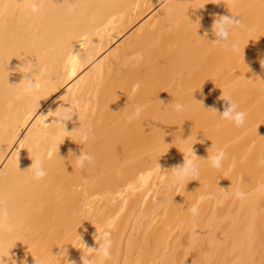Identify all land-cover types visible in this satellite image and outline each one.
<instances>
[{
	"label": "bare ground",
	"instance_id": "bare-ground-1",
	"mask_svg": "<svg viewBox=\"0 0 264 264\" xmlns=\"http://www.w3.org/2000/svg\"><path fill=\"white\" fill-rule=\"evenodd\" d=\"M162 1L37 0L34 14L31 0H0V224L12 225L0 228L5 264H83L94 233L126 207L109 236L112 258L94 252L97 264H264V122L253 127L264 113V0ZM225 15L246 25L231 30L227 47L212 43L214 20ZM26 75L44 82L31 96ZM223 95L251 110L244 126L221 117ZM73 101L69 133L45 127ZM137 105L140 118L129 122ZM206 132L217 137L207 142ZM219 150L226 158L215 169L207 158ZM82 151L94 162L79 168ZM185 156L197 158L200 175L178 193L171 170ZM33 160L44 179H34ZM164 167L167 189L147 188ZM183 196L190 201L180 210Z\"/></svg>",
	"mask_w": 264,
	"mask_h": 264
},
{
	"label": "clouds",
	"instance_id": "clouds-1",
	"mask_svg": "<svg viewBox=\"0 0 264 264\" xmlns=\"http://www.w3.org/2000/svg\"><path fill=\"white\" fill-rule=\"evenodd\" d=\"M30 11L34 14L40 11L37 0H31ZM241 24L242 21L233 15L231 16L225 15L216 18L213 23V32L216 38L214 41H212V43L227 47L231 30L240 27ZM231 50L234 52L239 51L238 45L233 43L231 45ZM261 63L262 66H264V61H261ZM23 81H26L23 87V93L24 95H29V96L34 95L35 93L40 91L44 84L43 81L36 79L34 75L31 78H29L26 75ZM221 99L225 101V107L223 112L219 113L218 110L216 109H212V110L218 112L223 119L233 122L235 126L237 127L244 126L247 119V113L244 111H239L238 105L235 104L230 97H225L223 95ZM77 107H78V102L75 101L67 104V106H65V104H62L57 110L52 111L54 119H52L51 123L45 122V127H50L52 125H55L56 128L61 133L63 134L69 133L70 131L66 129V122L72 121L74 115L77 114ZM142 111H143V106L137 105L135 112L128 117L129 122L139 119ZM175 111L178 113L183 112L185 111V106L180 103H177L175 104ZM80 134H81V140L83 142H87L91 134V129L88 128L87 130L81 131ZM188 139L186 140L183 139V141L187 143ZM37 147H39L38 144ZM189 150L194 153L193 146ZM225 158H226V154L224 153V151L219 150L217 154L212 155L207 159L210 160L211 166L213 168L221 169L223 167V161ZM92 162H94V157L85 151H82L80 155L76 156L75 163L76 166L79 168H84L86 163L90 164ZM258 163L260 165H264V159H261ZM30 168L34 169L33 175H34V179H36L37 181L44 179L48 174L47 170L43 166V162L40 160H33V163L30 166ZM171 172L177 182H183L185 180H196L200 175L199 167L194 162V160L188 156H185L184 163L182 165L174 167L171 170ZM247 196L248 193L241 191L239 189H237L234 192V197L241 201L245 200ZM206 199H213V196L208 195ZM189 211L193 216L198 214V209L195 206L190 208ZM6 216L7 213L3 210H0V218ZM4 227H7V230L9 231L12 229V225L10 224L7 226L0 224V228H4ZM112 245L113 242L110 239L109 235L105 234L103 237V243L99 244V247L97 249H94V251L99 257H102L104 260L107 261L112 258V253H111ZM0 264H5L3 258H0ZM83 264H95V262L94 260L84 256Z\"/></svg>",
	"mask_w": 264,
	"mask_h": 264
},
{
	"label": "rangeland",
	"instance_id": "rangeland-1",
	"mask_svg": "<svg viewBox=\"0 0 264 264\" xmlns=\"http://www.w3.org/2000/svg\"><path fill=\"white\" fill-rule=\"evenodd\" d=\"M167 1H168V0H165L164 2L162 1V2H163L162 4L159 3V4H160V5H159V8H161V7H162ZM155 7H156V5L154 6V8H155ZM154 8H153V9H154ZM153 9L147 11V12H146V13H145V14H144V15H143V16L137 21V25L135 26V28H133V30H135L138 26H141L142 24L146 23L150 18H152L153 14H154V12H155V11H153ZM251 9H253V6H250V5H249L248 10H246V12H248V14L252 16V12H254V11H252ZM243 20H245V19L242 18V21H243ZM242 25L246 26V25H245V22H243ZM244 26H242V27H244ZM240 27H241V26H240ZM240 29H241V28H240ZM242 29H243V28H242ZM242 29H241L240 31H242ZM133 30H132V31H133ZM132 31H131V32H132ZM234 31H235V32L237 31L238 33H240V31H239V27H238V29L235 28L234 30H232V34H233V36H234V34H236ZM243 31H244V30H243ZM233 32H234V33H233ZM128 34H129V33H128ZM128 34H127V35H128ZM127 35H126V36H127ZM236 35H237V34H236ZM126 36H125V37H126ZM125 37H124V38H125ZM124 38H122L119 42H121ZM238 110H239V111H244V112L247 110L248 113L251 111V110H248V108H247V109H245V108L243 109L242 106H241V107H238ZM263 114H264V113H263ZM263 114H262V113L259 114V119H260V120H259L258 122H256V123L254 124L253 127H256L258 123H263V122H264V116H263ZM261 116H262V117H261ZM247 118H249V114H247ZM250 122H251V121H250ZM209 126H210V125H209ZM204 127H205V131H208L207 128H209V127H207V125L204 126ZM204 127H203V128H204ZM211 128H213V127H211ZM215 128H216V129H219L218 126H215ZM209 129H210V128H209ZM219 130H220V129H219ZM183 133H184V132H183ZM206 133H207V132H206ZM206 133H205V135H206ZM206 136L209 137V136H208V133H207ZM232 136H233V135H231V137H232ZM189 137H191V135H186V134L183 135V139H185V138L188 139ZM210 137H212V136H210ZM210 137H209V138H210ZM216 137H217V136H216ZM216 137H212L211 139L208 138V139H207V142L210 141V140L215 139ZM183 139H182V140H183ZM168 146H170V144H168V145L165 146V147L167 148ZM170 147H171V146H170ZM166 148H165V149H166ZM165 149H164V150H165ZM194 156H195V155H194ZM173 158H176V157L174 156V157H172V158H168V160H172ZM196 159H197V158H195L194 162L196 161ZM166 163H167V162H166ZM195 163H196V162H195ZM167 165H168V164H167ZM197 165H198V164H197ZM155 170H156V169H155ZM155 170L152 171V174H151V177H150V181H148V185H147L146 187H147V188L149 187L150 189H151V188H152V189H155V188H157V187L159 186L158 188H160V189L163 191L164 189H167L166 187H168V185H169L168 182L170 181L169 178H170L171 176L168 177L167 174H166L167 171H169V170H168L167 168L165 169V167H164L163 170H161V171L159 170L160 172H159V171L157 172V173H159V174H160L161 176H163V177H159V174H155V173L153 174V172H154ZM166 170H167V171H166ZM150 172H151V171H150ZM155 172H156V171H155ZM162 172H163L164 174H163ZM165 172H166V173H165ZM169 173H170V172H169ZM158 177H159V178H158ZM174 179H175V178H174ZM151 180H152V181H151ZM157 180H158V181H157ZM159 180H161V182H160ZM168 180H169V181H168ZM165 181H166V182H165ZM193 181H195V180H188V181L185 180V181H183V182H176V180H175L174 183H173L174 185L172 184V186L175 187V186L179 183L178 185H180V186H178V187H181V188H177V189L179 190L178 193H180V192H183V191H187V188H186V187H187V186L189 187V186L193 183ZM155 183H156V184H155ZM183 183L185 184L184 187H183V185H184ZM186 183H190V184H186ZM166 184H167V185H166ZM194 184H195V183H194ZM191 186H192V185H191ZM146 187H144V189H145ZM182 188H184L185 190L182 189ZM188 189H189V188H188ZM139 190H140V189H139ZM182 190H183V191H182ZM191 191L194 193V190H191ZM153 193H154V192L150 190V195H149V196H151ZM195 195H196V196H194V197L191 196L192 198H190V199H192V200H194V199L196 200V199H197V205H198V206H199V205H203L204 200H205V196H204V195H203V196H198V194H195ZM230 196H232V194H231ZM188 198H189V196H183V198L181 199L180 206L178 205L179 208H180V210H181V207H182V206H183V210L185 209L186 206H188L189 201H190V199H188ZM148 200H149V199H148ZM229 200H232V198H230ZM229 200H228V201H229ZM126 208H127L128 210H127ZM126 208H123V209H122L123 212L120 211L119 213L122 214L123 216H125L126 214H128L129 211H130V208H129V207H126ZM126 210H127V211H126ZM124 212H125V213H124ZM126 212H127V213H126ZM119 213H118V215H120ZM118 215L116 216V218H115V220H114V223L117 224V225H114V223L112 224L113 226L109 225V226L113 227V228H110V230L113 229V230H112L113 233H112L111 231H109V228H108V227H109V226H108V222H107V225H104V224H106V223H103V225L106 226L108 229L105 227L106 229H105V228H101V229L97 230V232L94 233V234L97 236V237H96L97 239L93 236V240H94L93 243L88 242L89 240H87L89 246H91V247L94 246V247L90 250V252L86 255V257H91L92 260H95V257H96L97 255H95V256L93 255V253L95 252V251H94V248L97 249V248L99 247V244L103 243V240H101V239H103V237H104L103 235L108 234L110 237L112 236V237H115V238H116V236L118 235V233H117V229H118V228H121V226H122L120 223H118V222H120V219H119V220L117 219V218H118ZM122 215H120V216H122ZM123 216H122V217H123ZM122 217H121V218H122ZM116 219L118 220V222H116V221H117ZM105 220L108 221L107 219H105ZM110 220L112 221V219H109V222H111ZM102 227H103V226H102ZM115 227H116V228L118 227V228L115 229ZM103 230H104V232H103ZM106 230H107L109 233H108ZM118 231L120 232V230H118ZM106 232H107V233H106ZM110 232L112 233V235H110V234H111ZM176 232H179V231L176 230ZM96 233H97V234H96ZM99 233H101V234H99ZM102 233H103V234H102ZM183 234H184V232H183ZM183 234H182V236H183ZM173 235H174V233L172 234V236H173ZM112 237H111V238H112ZM84 243L87 244L86 241H85ZM92 245H93V246H92ZM86 246H87V245H85V247H86ZM85 247H84V248H85ZM95 253H96V252H95ZM91 258H90V259H91ZM93 258H94V259H93ZM95 263L97 264L96 261H95Z\"/></svg>",
	"mask_w": 264,
	"mask_h": 264
}]
</instances>
